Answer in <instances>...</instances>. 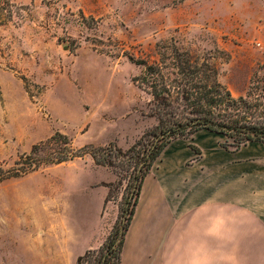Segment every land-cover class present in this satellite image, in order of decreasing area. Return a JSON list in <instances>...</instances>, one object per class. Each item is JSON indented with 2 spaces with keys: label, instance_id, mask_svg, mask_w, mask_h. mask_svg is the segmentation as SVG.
Masks as SVG:
<instances>
[{
  "label": "rangeland",
  "instance_id": "rangeland-1",
  "mask_svg": "<svg viewBox=\"0 0 264 264\" xmlns=\"http://www.w3.org/2000/svg\"><path fill=\"white\" fill-rule=\"evenodd\" d=\"M163 45L207 58L264 112V0H0V169L56 132L76 149H128L157 123L135 62ZM129 174L85 154L0 181V264H74L88 241L97 250Z\"/></svg>",
  "mask_w": 264,
  "mask_h": 264
},
{
  "label": "crops",
  "instance_id": "crops-1",
  "mask_svg": "<svg viewBox=\"0 0 264 264\" xmlns=\"http://www.w3.org/2000/svg\"><path fill=\"white\" fill-rule=\"evenodd\" d=\"M222 142L200 129L163 149L143 179L121 264H264V142L235 151Z\"/></svg>",
  "mask_w": 264,
  "mask_h": 264
},
{
  "label": "trees",
  "instance_id": "trees-1",
  "mask_svg": "<svg viewBox=\"0 0 264 264\" xmlns=\"http://www.w3.org/2000/svg\"><path fill=\"white\" fill-rule=\"evenodd\" d=\"M157 55L156 61H136L142 71L133 78L151 96L150 111L157 123L128 149L122 150L114 143L87 144L76 149L67 135L56 132L33 145L29 153L19 155L13 163L19 168L0 169L4 171L0 174L3 181L85 154L97 166L114 171L123 163L130 169L113 231L97 250H86L74 264H121L125 235L138 204L143 179L173 139L189 138L196 131L206 129L230 138L231 142L221 146L231 151L248 142H264V112L255 118L250 100L234 98L219 82L217 69L210 60L166 45L158 47Z\"/></svg>",
  "mask_w": 264,
  "mask_h": 264
},
{
  "label": "built area",
  "instance_id": "built-area-1",
  "mask_svg": "<svg viewBox=\"0 0 264 264\" xmlns=\"http://www.w3.org/2000/svg\"><path fill=\"white\" fill-rule=\"evenodd\" d=\"M258 46H261L260 43H257Z\"/></svg>",
  "mask_w": 264,
  "mask_h": 264
}]
</instances>
